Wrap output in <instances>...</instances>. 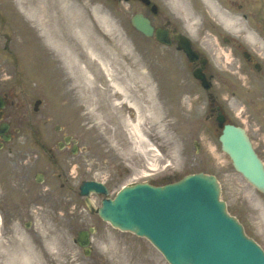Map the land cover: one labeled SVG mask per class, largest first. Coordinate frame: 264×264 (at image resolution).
<instances>
[{
	"label": "rangeland",
	"instance_id": "1",
	"mask_svg": "<svg viewBox=\"0 0 264 264\" xmlns=\"http://www.w3.org/2000/svg\"><path fill=\"white\" fill-rule=\"evenodd\" d=\"M158 1L163 16L172 18L179 28L185 29L186 21L179 16L182 12L171 11L167 0ZM219 1L238 12L246 27L264 40L263 0H240L251 2L257 20L242 17L247 7L237 5V0ZM80 3L92 16L94 7L111 16L131 45L132 53L161 78L163 87L166 83L171 85L173 91L168 99H173L174 104H167L166 125H154L149 130L151 120H145L143 129L157 150L142 154L135 149L115 112L101 108L87 112L86 105H81L84 99L75 93L73 97L69 95L66 91L69 85L60 84L62 78L67 80V73L58 64L55 52L47 46L38 26L20 12L17 0H0V88L8 92L5 118L13 133L12 139L0 148V163L4 164L0 167L21 186V197L7 195L0 202V210L9 225L6 233L1 231L2 235L15 236L13 232L17 228L34 242L42 243L44 264L51 260L80 264L76 262L79 248L73 239L79 230L93 226L96 231L92 244L97 255L82 264H142L149 257L153 264H169L147 238L114 228L96 212H91L84 197L79 195V185L85 179L100 180L110 188V196H114L122 186L135 182L177 180L189 173L210 171L221 182V195L229 211L264 245V194L234 169L216 138L214 142L203 139L202 127L195 122L202 118L200 115L210 105V99L208 91L194 77L193 65L175 47L164 46L134 29L130 19L140 10L137 2L80 0ZM199 15L195 34L189 33L197 49L211 60L208 71L213 75L211 91L216 103L232 110L237 119H245L246 115L264 118V67L260 71L250 68L242 54L243 49L254 53L264 66L260 51L245 40L243 33L233 37L207 9ZM224 36L230 41H225ZM35 44L38 45L35 53L40 58L32 52ZM224 54L233 64L229 69H224V60L219 62ZM38 98L42 102L36 111L34 104ZM124 111L129 114L130 110L125 107ZM57 124L61 126L59 130H56ZM66 134L80 139L77 155L69 148L58 149V141ZM197 141L203 142L200 150L196 148ZM259 147L264 158V145ZM38 172L45 174L42 183L35 180ZM19 200L22 206H14ZM92 200L98 207L102 197L93 194ZM27 223L31 224L29 228L25 226ZM2 242L5 246L11 245L7 240ZM114 247L122 253L117 254Z\"/></svg>",
	"mask_w": 264,
	"mask_h": 264
},
{
	"label": "bare ground",
	"instance_id": "2",
	"mask_svg": "<svg viewBox=\"0 0 264 264\" xmlns=\"http://www.w3.org/2000/svg\"><path fill=\"white\" fill-rule=\"evenodd\" d=\"M167 1L173 9L182 12L180 16L190 30H195L202 6L207 7L210 15L226 29L238 35L244 33L245 40L264 57V44L258 41L256 34L246 27L239 15L222 9L215 1ZM17 2L22 13L38 26L55 52L58 63L67 73V80L62 78L60 84L63 87L69 85L66 90L69 95L73 97L72 93H75L85 99L87 112L93 113L100 108L115 112L133 140L135 149L145 155L154 150L155 145L150 142L143 124L145 120H151L149 130L154 125H166L169 113L167 104H174V101L168 99L167 89L160 84L161 79L132 53L131 45L111 16L101 12L98 7L92 9V16L80 0ZM109 34L113 37L109 38ZM221 59L226 62H223L224 69L233 66L227 54L219 58L220 64ZM125 107L129 108V114H124ZM6 195L0 189V200ZM18 205L22 206L20 200L14 204ZM114 251L122 253L117 247H114ZM24 258L27 264H33L32 246L28 245ZM153 263V260L146 259L142 264Z\"/></svg>",
	"mask_w": 264,
	"mask_h": 264
},
{
	"label": "water",
	"instance_id": "3",
	"mask_svg": "<svg viewBox=\"0 0 264 264\" xmlns=\"http://www.w3.org/2000/svg\"><path fill=\"white\" fill-rule=\"evenodd\" d=\"M144 1L149 3V0ZM132 22L146 35L152 34L153 27L142 14L133 16ZM157 34L159 40L170 43L162 30ZM179 47L191 60L197 59L186 37L180 38ZM195 74L203 79L206 87H210L201 69ZM7 128L6 124L0 127V133ZM220 140L237 170L264 190V164L244 130L226 125ZM92 191L108 194L106 187L99 182L82 184L81 194L90 195ZM219 193L217 179L199 173L163 187L147 183L127 186L115 199H104L98 212L122 230L147 236L172 264H264L263 250L226 212ZM87 201L91 205L89 198ZM79 238L86 240L82 244L88 243V232H81Z\"/></svg>",
	"mask_w": 264,
	"mask_h": 264
},
{
	"label": "flooded vegetation",
	"instance_id": "4",
	"mask_svg": "<svg viewBox=\"0 0 264 264\" xmlns=\"http://www.w3.org/2000/svg\"><path fill=\"white\" fill-rule=\"evenodd\" d=\"M153 21L155 22L156 26H159L162 23L161 21L157 20V16L153 17ZM166 27L169 28L170 35L176 32V28H172L169 23L168 25H166ZM2 95L5 98H7L6 92H3ZM219 113H223L225 115L226 122H231L228 119L227 114L226 112H224V110L220 108H209L205 111L204 117H205V121L209 124V127H211L213 131L219 130L218 121H217V116ZM246 122L248 124L246 125L247 129L250 130L254 134V136L260 140L262 138L260 120L254 116H248L246 119ZM208 139H210L209 136H208ZM259 140L257 141L258 143H260ZM0 240H8V239L7 237H2L0 238ZM23 251L24 250H22L21 247L17 243H14L10 247H5V246H2V244H0V264H26L24 258L22 257Z\"/></svg>",
	"mask_w": 264,
	"mask_h": 264
}]
</instances>
